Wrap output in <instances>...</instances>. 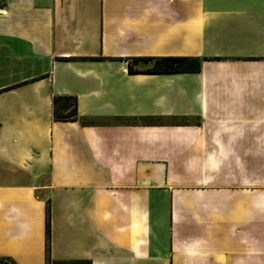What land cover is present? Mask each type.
I'll list each match as a JSON object with an SVG mask.
<instances>
[{
  "label": "crops",
  "instance_id": "0c3cea01",
  "mask_svg": "<svg viewBox=\"0 0 264 264\" xmlns=\"http://www.w3.org/2000/svg\"><path fill=\"white\" fill-rule=\"evenodd\" d=\"M150 56L201 68L129 71ZM48 255L264 264V0L0 7V264Z\"/></svg>",
  "mask_w": 264,
  "mask_h": 264
},
{
  "label": "trees",
  "instance_id": "16d2710c",
  "mask_svg": "<svg viewBox=\"0 0 264 264\" xmlns=\"http://www.w3.org/2000/svg\"><path fill=\"white\" fill-rule=\"evenodd\" d=\"M6 4V0H0V7ZM144 61L152 63L149 67L139 69L134 66V63ZM129 71L131 72H180V71H198L201 68V58L194 56H158V57H134L133 61L129 62ZM54 103V118L55 120H78L77 97L74 95H55ZM47 248L49 250L51 236V213L50 205H47ZM3 259L0 258V261ZM47 264H92L89 259H64L54 260L49 255Z\"/></svg>",
  "mask_w": 264,
  "mask_h": 264
},
{
  "label": "rangeland",
  "instance_id": "374dc122",
  "mask_svg": "<svg viewBox=\"0 0 264 264\" xmlns=\"http://www.w3.org/2000/svg\"><path fill=\"white\" fill-rule=\"evenodd\" d=\"M151 64H152V63H151ZM151 64H150V65H151ZM150 65H148V66H150ZM6 263H7V261H6Z\"/></svg>",
  "mask_w": 264,
  "mask_h": 264
}]
</instances>
